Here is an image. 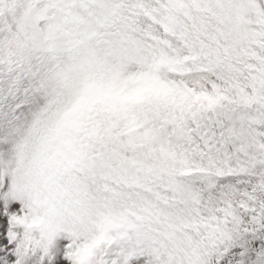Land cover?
Returning a JSON list of instances; mask_svg holds the SVG:
<instances>
[{"label":"snow or ice","instance_id":"obj_1","mask_svg":"<svg viewBox=\"0 0 264 264\" xmlns=\"http://www.w3.org/2000/svg\"><path fill=\"white\" fill-rule=\"evenodd\" d=\"M0 264H264V0H0Z\"/></svg>","mask_w":264,"mask_h":264}]
</instances>
